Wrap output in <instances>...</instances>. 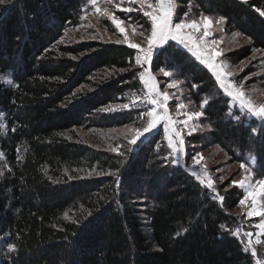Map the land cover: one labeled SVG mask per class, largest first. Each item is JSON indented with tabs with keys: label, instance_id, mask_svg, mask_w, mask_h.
Segmentation results:
<instances>
[{
	"label": "trees",
	"instance_id": "16d2710c",
	"mask_svg": "<svg viewBox=\"0 0 264 264\" xmlns=\"http://www.w3.org/2000/svg\"><path fill=\"white\" fill-rule=\"evenodd\" d=\"M85 2L0 4V248L6 246L0 263L254 264L234 233L240 215L232 210L241 188L215 191L172 166L157 149L161 132L131 152L128 140L115 152L78 133L87 130L94 139L133 124L134 111L112 107L141 87L136 49L102 36L67 40V30L83 23ZM176 3L179 18L223 17L226 34L245 37L225 57L238 63L255 53L247 74L264 63V17L257 11L264 10V0ZM135 21L150 30L145 18ZM150 66L172 71L193 105L203 103L208 129L202 149L217 145L239 163L252 157L254 174L264 179V119L231 108L213 72L174 41L155 53ZM239 80L229 81L235 87Z\"/></svg>",
	"mask_w": 264,
	"mask_h": 264
},
{
	"label": "rangeland",
	"instance_id": "374dc122",
	"mask_svg": "<svg viewBox=\"0 0 264 264\" xmlns=\"http://www.w3.org/2000/svg\"><path fill=\"white\" fill-rule=\"evenodd\" d=\"M151 2L155 4L156 0H151ZM173 2L177 7L176 0H173ZM116 4H120V0H114L112 5L107 4L106 0H98L97 5L93 7L90 3V0H86L81 15L83 23L82 21H80V24H78L79 26H74V28L67 30V40L73 41L74 39L80 38L89 39L96 36H102V39L104 41L115 42L117 39L122 40L123 35L119 32L112 21L103 14L102 10L105 7H108L114 15L120 17L122 20L127 16V20L124 24L121 25V27L125 28L124 34L129 36V39L132 43L142 44V46L146 47V43H143L144 36L140 35V32L144 30H142L143 28L139 26V23L135 21V19L137 15L145 18L146 21L147 18L144 17L143 13L139 11H132L130 13H124L123 11H121L120 8H126L129 6L128 0H123V3L120 4V7H116ZM132 7L139 8V5H132ZM96 8H100L101 11L97 12ZM186 16L189 21L196 20L197 22H200L201 17L205 15L196 16L189 13L187 15L181 16L180 19H184ZM208 17H210L212 23L209 29L211 35L205 38L208 41L207 43L196 38L203 32L202 26L199 32L193 29L185 28L182 31V35L193 36V40L190 41L189 44L191 47H193V51L198 53L201 57L209 56L211 50L213 49L221 52L222 55L216 57L214 63H216L217 65L216 71L220 73L223 83L231 89H236L237 91L243 92V99L245 103L251 105L256 109H259L261 106H264V77L261 76H264V63H262L261 65L259 63L258 69L254 68L253 72L247 74L248 67L252 64L254 57H256L255 53L238 63L229 61L225 57V53H227V51L231 48L239 47L240 45L244 44L246 39L245 37L240 36L235 32L226 34L224 31L226 28L225 22H223V24L221 25H217L215 21L219 18H214L213 16ZM85 21L87 23L84 25ZM105 21H108V23L112 25V31L104 27V24L106 23ZM176 22H179V19H177ZM129 23H132L133 27H135V35L133 34V27H129ZM212 40H216L218 41V43L212 44ZM174 42L176 43V41ZM178 45L182 49H185L187 52H189V54H191V56L195 60L200 62V60L197 59V56L194 55L193 52L188 51V49L184 48L181 44ZM158 50L159 49L153 50V56ZM139 66L141 67L139 79L141 82L140 89L136 92H131L124 103L112 107V109L115 110L123 109L126 111H134L136 116V120L134 121V123L127 126L123 125L115 128H109L105 131H100L99 137L94 139L91 138L87 130H78V133L93 145L101 148L116 149L115 152H117L119 151L118 148L122 147L120 141H129L132 136L135 135L136 130L143 129L147 126L150 118L146 115V113L153 107L150 102V97H157V94H159L157 98L163 100L164 94L166 93L169 97L166 104L164 106L156 105L155 107L161 115L165 111H167V113L169 114L171 118L169 133H165L164 123H161L158 125V128L156 130H153L152 133H149L145 137H142L141 140L137 142V145L146 141L153 133L161 132L162 138L161 142L157 144V149L161 152L162 149L165 151V158L172 166L183 167L186 170L191 171L193 174L195 173L194 175L202 180V183L204 184L208 185V180L211 179L212 185H215V191L216 186L226 189L231 186L233 180L238 182L243 180L245 183V187L235 185L241 188L243 198L246 191V186L249 183L247 177L251 175V183L253 185H255L256 180L262 179L257 178V176L254 174L252 168L254 165V159L251 157L248 164L243 162L239 163L230 161V159H228L227 153L224 150H221V148L217 145L206 146L202 149L203 146H201V143L204 142L202 140L205 132L208 129L207 125L203 123L202 116L200 118H193L189 121L187 119V114L195 113L197 111L202 112L203 103L200 106L201 108H196L191 102L190 98L187 97V92L182 86L180 79H177L174 73L172 71H169V69H167L166 67H160L158 70H156V72H153L150 68V62H142L141 64H139ZM204 66L207 67L206 65ZM161 69L169 72L171 75L165 76L164 71H161ZM141 73H143V79H141ZM240 76L241 80H239V84H235L234 87L229 80H233L234 78L237 81ZM9 78V76H4L3 81L6 82ZM169 84H173V87L170 88L168 86ZM126 104L129 105L128 108L123 107ZM177 104H182L184 107L182 109H178ZM229 105L231 108L235 107L241 113L248 117L253 116L250 114L247 108L241 106V103L238 99L230 97ZM256 118L263 121L261 118ZM3 120L4 119L2 116V118H0V124H4ZM176 131L180 132V135L183 138L184 143L182 146L179 139L175 136ZM190 132L191 134H189ZM194 136L199 137L197 143H193L190 140ZM170 140L172 141L171 145L169 143ZM195 145L197 146L195 147ZM136 146L130 145V148H135ZM181 147H183V153L179 156V163L173 164L172 159L175 155L173 153V148L179 149ZM197 152L201 153L203 159L199 164L194 165L192 156ZM241 164L245 165L244 169H241ZM248 169H251V173H249ZM205 173H207V175H205ZM261 191V188L259 186H256L257 204L255 205V207L257 211L261 212V215H253L251 217L248 216V212L251 211L253 207L251 199L246 201L245 205L241 206L240 204H238V206L234 210H232L233 213L240 215V217H238L239 224L234 233L239 237L244 248L252 254L254 264H264V256L261 252L264 251V246L260 247L261 244H264V226H262L264 225V200H261V197L259 195ZM3 242V240H0V247ZM5 247L6 246L4 244V248ZM4 248H0V252Z\"/></svg>",
	"mask_w": 264,
	"mask_h": 264
},
{
	"label": "snow or ice",
	"instance_id": "6c2138e0",
	"mask_svg": "<svg viewBox=\"0 0 264 264\" xmlns=\"http://www.w3.org/2000/svg\"><path fill=\"white\" fill-rule=\"evenodd\" d=\"M114 0H106V3L112 5ZM4 0H0V4H3ZM90 3L93 7H95L98 3V0H90ZM123 3V0H120V4ZM120 4H116V7H120ZM129 6L126 8H120L124 13H130L132 11H139L143 13V16L147 18V21L150 23V30L145 28L144 31L140 32L141 36H144V42L146 43V47L142 46V44L132 43L129 39V36L124 34L125 28L121 27L122 24L127 20V16L125 19H121L120 17L114 15L112 11L108 7H105L102 11L103 14L108 17L112 21V23L116 26L119 32L123 35V39H117L115 43L117 44H127L130 48L137 50L136 55V63L139 65L142 62H151L153 56L154 49L163 48L164 45L168 44L169 41H176V43L183 45L184 48L188 49V51L193 52L194 55L197 56V59L200 60L201 64L207 66L209 70L213 72L216 80L219 82L221 88H223L224 92L235 99H238L241 103L242 107L247 108L251 115L256 116L258 118L264 119V106H261L259 109L252 107L245 103L243 99V92L237 91L236 89L230 90V87H225L221 75L216 71L217 65L214 63L216 57L222 55L221 52L216 50H211V53L207 57H201L198 53L193 51V47L190 46L189 42L193 40L192 35L184 36L182 35V31L185 28L200 31L201 26L203 27V32L196 37L198 40L204 41L207 43L208 41L205 39L211 35L210 26L211 19L208 16H202L200 22L196 20L189 21L187 16L184 19H180L178 13L176 12V5L173 0H156V3L153 4L151 0H128ZM132 5H139V8H133ZM97 12H100V8H96ZM259 15L264 17V10L257 9ZM175 16V19H174ZM179 19V22L176 20ZM224 22V18L220 17L215 21L217 25H221ZM140 27H144V25H139ZM129 27H133L132 23H129ZM133 34H136V29L133 27ZM95 39V37H92ZM212 44L218 43L216 40L211 41ZM120 71H124V69H120ZM161 71H164L161 69ZM165 76H170L171 74L167 71H164ZM141 79H143V73H141ZM6 83L12 84V80H7ZM170 88L173 87V84L168 85ZM159 94H157V97ZM157 97H150V102L153 105L152 109L146 113V115L150 118L147 126L143 129H138L135 131V135L128 141L130 145L136 146L137 142L141 140L142 137H145L147 134L152 133L153 130L158 128V125L164 123V131L166 134L169 133L171 118L167 111H165L162 115L158 112L156 105L164 106L169 99L167 94H164V99L160 100ZM60 107H65L64 104H61ZM124 108H128L129 105H124ZM184 106L182 104H177L178 109H182ZM115 110V109H112ZM101 111H108V109H101ZM144 115V114H142ZM203 115L202 112L197 111L195 113H188L187 119L190 121L193 118H200ZM3 113H0V118H2ZM4 128L3 124H0V129ZM195 130V129H193ZM191 134V132L189 133ZM175 136L179 139L181 146L184 141L180 135V132L176 131ZM170 145L172 141H169ZM116 149H113L115 151ZM134 148H130L129 151H134ZM174 158L172 159L173 164L179 163V156L183 153V147L176 149L173 148ZM203 159L201 153L197 152L192 156L193 164H199ZM241 169L245 168L244 164L240 165ZM249 173H251V169H248ZM195 174V173H194ZM207 175V173H205ZM249 183L246 186V191L242 199L239 200V204L241 206L245 205V202L251 199L252 201V210L248 212V216L251 217L253 215H261V212L257 211L255 205L257 204V192L256 186L261 188V192L259 193L261 200H264V179L256 180L255 185L251 183V175L247 177ZM233 185H238L240 187H245V183L243 180L241 181H232ZM211 179L208 180V187L212 188ZM223 197H221V200ZM91 215V213H89ZM264 226V225H262ZM11 247V246H10Z\"/></svg>",
	"mask_w": 264,
	"mask_h": 264
}]
</instances>
